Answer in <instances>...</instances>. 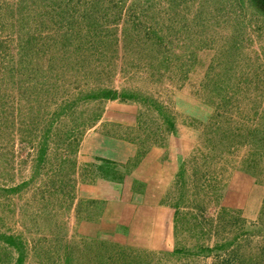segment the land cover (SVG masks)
<instances>
[{"label": "rangeland", "instance_id": "1", "mask_svg": "<svg viewBox=\"0 0 264 264\" xmlns=\"http://www.w3.org/2000/svg\"><path fill=\"white\" fill-rule=\"evenodd\" d=\"M98 130L172 146L161 246L124 264H264V0H0V264L123 249L81 190Z\"/></svg>", "mask_w": 264, "mask_h": 264}, {"label": "crops", "instance_id": "2", "mask_svg": "<svg viewBox=\"0 0 264 264\" xmlns=\"http://www.w3.org/2000/svg\"><path fill=\"white\" fill-rule=\"evenodd\" d=\"M101 121L102 119L97 120L93 127H97ZM107 121L109 123L110 120ZM152 145L146 149L142 148L143 150L138 152L139 146L136 141L107 134L104 130L91 131L83 139L79 151L80 158L82 161L96 162L99 168L97 174L95 173L96 176L93 179L85 180L81 187L84 195L97 198L98 210L95 208L93 211L92 228L95 229L100 218L101 222H106L100 230H97L102 235L101 239H108V227L113 226L116 227L117 232L115 238L123 244L121 245L123 249H118L117 253L107 247L103 248L101 255H98L101 258H97L94 252L88 253L86 249L79 250L77 254L85 257L83 260L85 264L90 262L98 264L95 262L96 258L101 260L100 264H124L125 259L129 260L133 255L130 251L125 253L127 245L130 244L127 241L130 240L134 244L135 239H138L137 234L142 237L144 242L142 245L147 249L161 246L153 242V238H157V240L163 238L156 234L158 231L156 227L157 225H166L168 214L172 211L166 194H168L169 180H172L173 173L170 174L166 170L173 153L171 145L161 148L158 144ZM145 167L152 169V172L149 173ZM161 167H165L163 174L159 173V171H163ZM150 174L154 176L152 182H150V178L146 177ZM162 176L167 178L165 183L158 180ZM137 184L141 186L138 187ZM261 190L260 186L253 187L252 197L257 194V191L260 193ZM159 191L165 193L156 195L158 197L152 194L151 197V192L158 193ZM123 196L124 198H122ZM140 215H142L141 219H139ZM151 223L153 224L151 225ZM173 226V224L170 225V231ZM63 254L65 256V253ZM123 254L125 256L122 258Z\"/></svg>", "mask_w": 264, "mask_h": 264}, {"label": "trees", "instance_id": "3", "mask_svg": "<svg viewBox=\"0 0 264 264\" xmlns=\"http://www.w3.org/2000/svg\"><path fill=\"white\" fill-rule=\"evenodd\" d=\"M95 118H96V119H95ZM95 118H94L95 120L93 121L94 123H95L97 120H100L101 116L97 114V116H96Z\"/></svg>", "mask_w": 264, "mask_h": 264}]
</instances>
